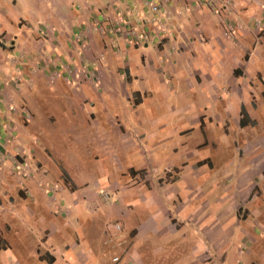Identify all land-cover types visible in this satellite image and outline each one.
Listing matches in <instances>:
<instances>
[{
  "label": "crops",
  "instance_id": "obj_1",
  "mask_svg": "<svg viewBox=\"0 0 264 264\" xmlns=\"http://www.w3.org/2000/svg\"><path fill=\"white\" fill-rule=\"evenodd\" d=\"M74 1L0 0V198L10 201L9 196H14L12 187L18 188L16 194L20 191V198L27 200L29 214L28 229H25L18 220L26 207L16 202L11 208H5L12 213L6 216L9 222L20 228V234L37 228L48 239L57 235L67 244L65 253L57 248L53 253L64 257V261L72 258V262L79 264H264V133L252 131L249 124L238 125L241 106L251 118L248 107L256 93L248 82L264 71L252 61L255 56L264 61V51H256L257 41L245 37L250 32V20L258 21V26L263 28L264 0L88 1V21L92 24L98 21L101 28L85 37L89 46L84 55L68 54L65 50L75 47L73 37L66 33V25L69 29L73 25L75 33L90 27L84 22V14L76 15ZM151 5L157 7L156 13L151 12ZM103 6L105 9H100ZM123 14L129 25L116 31L112 21L124 17ZM216 14L226 27H232L225 34L228 46L219 38L225 26L210 25L212 15ZM44 16L51 25L47 30L38 23ZM102 16L105 22L99 21ZM13 35V40H9ZM227 51L231 53L226 61L223 55ZM46 73L53 78L61 77L62 81H67L72 73L63 94L73 99L67 100L61 110H67L76 124L83 117L75 111L96 115L111 105L110 109L115 111L119 108L114 104L123 105L122 98L131 103L132 111L142 108L149 114L161 110L149 98L157 95L161 99L158 104L162 105L170 102L171 95L175 94L172 86L183 87L190 99L179 112H188L189 116L175 125L146 119L150 117L147 115L144 119H135L132 134L123 131L120 136V152L155 151L174 135L195 133L198 127L203 128L207 123L211 126L215 120L218 127L231 126L238 135L233 147H225L228 151L221 155L223 162L218 174L201 173L195 168L199 163V146L193 145L186 152V159L192 162L184 174L166 183L158 182L156 191L155 184L146 190L141 183L138 188L123 189L125 197L120 203L116 200L114 205H118L120 216L128 222L121 223V239L124 235L127 237L123 246L109 242L105 233L91 234L87 239L75 234L63 235L61 230L70 229L68 214L62 215L67 210L65 204L81 222L82 212L75 191L69 192L70 203L62 199L60 186L55 200L39 202L36 190L24 186L23 179L17 178L24 165L30 171H46L52 164L34 150L45 132L33 128L35 115L32 121L28 120V112L30 115L38 112L31 106L32 98L39 86L36 82H41ZM102 94L103 98L109 96L105 105L99 102ZM196 95L200 101L195 100ZM203 98H212L214 102L202 103ZM166 103L165 108L171 110ZM220 114L224 117L220 118ZM219 118L225 121L222 123ZM226 131L224 135H228ZM116 158L122 161L118 156L111 162ZM232 164L237 165L236 170H231ZM102 171V183L116 186L119 174L113 179ZM26 174L27 171H22L21 177ZM71 182L76 186L72 178ZM82 194L86 196V192ZM89 198L91 195L85 199L84 209H91ZM124 207L126 211L122 210ZM135 207L140 208L139 213L133 210ZM17 208L20 212L16 213ZM0 238L3 239L0 260L2 264H9L8 258L13 257L12 238L5 234ZM43 252L34 254L36 260H41L38 257ZM113 258L117 261L113 262ZM49 259L48 264L54 257Z\"/></svg>",
  "mask_w": 264,
  "mask_h": 264
},
{
  "label": "rangeland",
  "instance_id": "obj_2",
  "mask_svg": "<svg viewBox=\"0 0 264 264\" xmlns=\"http://www.w3.org/2000/svg\"><path fill=\"white\" fill-rule=\"evenodd\" d=\"M88 1L90 2L93 0L74 1L73 9L76 15L80 16L84 14L86 17L84 22L86 24H90V27L87 25L86 27L88 28L85 27V32H82V30L78 29L77 33H75L73 30V25L71 29L67 28V25L65 26V29L67 30L66 33L73 37V41L75 43V47H69L65 49L68 51V54L71 53L84 55L86 47L89 46L86 44L85 37L94 35L97 33L96 31L99 32L101 28V25L98 21L97 23L93 24L88 21L89 18L87 17L88 13L90 12V4ZM103 1L104 0H99V2ZM100 9H105V6L102 8L100 7ZM50 11L53 12L52 10ZM104 14L105 13L103 12L102 15ZM123 16L124 17L119 16L112 21L116 31H119L120 28H124L129 25L124 14ZM44 18L38 23L45 30H47L51 25L48 23L45 16ZM262 18H264V16H262ZM99 21H104L103 16ZM250 22L251 24L248 25L251 33L249 32V35L246 34L245 37L248 36V38H251L252 42L257 41L255 47L256 51H264V33L262 31L264 29V25L262 28L258 26V21L250 20ZM217 24H219L221 27L225 26L223 29H221L219 34L221 37L219 38L228 46L229 42L225 39V34L226 32H229L228 30L232 27L229 25L226 27L225 22L221 20V17L217 14L212 15L210 25L214 26ZM210 25L208 24V26ZM34 26L37 29V26ZM38 30L42 32L40 29ZM13 37L14 35L9 40H13ZM226 38H229V36ZM248 49L251 50V48ZM236 50L237 49H235V51ZM230 53L231 51H229V53L228 51L225 52L223 55V60L227 61ZM239 55L243 56L244 54L240 53ZM252 61L254 65H259L258 67L260 68L258 69H261L262 71L264 70V61L261 58L256 59L255 56ZM232 65L235 66L234 64ZM46 74V77H43L41 82H36V86H39L37 91L35 90V97L32 98L34 101L31 106L36 107L38 112L34 114L31 113V115L28 112L30 118H28V120L32 121L33 116L35 115L36 118L34 120L35 124L33 128L40 129L41 131L45 132L44 136L39 139V142H36V147L34 145V150L42 155V159H47V161L50 159L52 164H49L46 171H30L27 170V166L24 165L23 169L18 171L17 178L23 179L21 184H24V186L26 185L29 186L31 190H36L35 193L39 194V198L37 200L39 202L55 200L59 192L58 186H60L63 192L61 195L62 199L70 203L69 192H73V190L75 191V195L79 199L78 202L82 212L81 222L77 220L78 218L75 216L74 210L65 204L67 206H65L67 210L64 211L62 215L66 216L68 214L67 221L69 222L70 229L68 231L61 230L63 235L75 234L86 239L91 237V234L94 236L95 233L98 236L103 233H105L107 236H111L114 233V225H118L120 228L121 238H123V227L121 223L127 225L128 222L126 223L125 218L120 216L118 205L114 206L116 205V200L119 199L118 201L120 203V201H122V199L125 197L123 189L128 186L130 188H138L137 186L141 183V185L144 186V189L147 190L149 187L153 186L154 184L156 185L158 182L166 183L168 179H173L177 175L179 176L180 174H184L185 168L188 167L192 162V160L188 161V159H186V152L191 147H193V145L199 146V148H197L199 163L197 162L195 164V168L201 173H207L211 175L218 174V172L221 170L219 167L222 168L221 164L223 162L221 160V155H226L228 151V149L225 147H233L234 139L236 135H238L234 132V129L231 126L218 127L215 120V123L214 121L211 122L212 127L208 126L207 123L203 128L198 127L195 129V133L190 134V132H187L184 135H174L171 140L159 145V148H157L155 151L146 152L143 150L141 153H125L124 151L120 152L119 150L121 145L118 143L119 139L121 138L120 136L123 134V131L130 135L132 134V128L135 119H144V117L147 115L150 117L146 119L154 118L155 120H159L161 122L167 121L171 125H175L177 121L181 120L182 118L186 119V117L189 116L190 113L188 112H179V109L183 107L182 105H184L186 100L190 99L185 93L183 87L180 86L179 89L177 86H172L175 94L171 95L170 102H163L164 104L166 103L167 106L171 108V110L165 108L164 104H158L161 99L157 95H153L149 99H151L152 103L156 104V109L161 108V110H156L155 112H150L149 114L143 112L142 108L137 111L130 110L129 104L131 105V103L122 98L121 100L123 105H120L119 107L117 103H115L114 106L119 108L115 111L110 109V107L112 108V105L105 107L106 110L104 112L98 113L96 115H94L95 112L87 113L84 111H75V114H79V116L83 117L82 120H79L76 124L75 119L73 120L72 115L69 114L67 110H61L66 107L67 100L73 99L71 96H65L63 94L64 90L68 89L67 81L72 76V73L69 75L70 77H67V81L60 80L61 77L57 78L54 76L53 78V75H49V73ZM237 76L238 75L235 74V77ZM248 83H250L253 92L256 93V95L252 96V101L248 107L249 111L251 112L250 119L253 123L249 126L251 127L252 131H256L258 134L264 133V71L260 76L257 77V79L253 78ZM36 86L33 87V85L31 86L30 84V87L32 88H35ZM166 86L168 88L170 87L167 84ZM52 91L58 92L57 94L60 96L57 94H52ZM168 91L169 90H167V93H170ZM99 92L100 91H96V93ZM130 99L132 98L130 97ZM108 100L109 96L106 95L103 98L102 94V99L99 102H101V105H105L106 101ZM195 100L200 101L201 99L198 95H196ZM96 102L89 103L95 104ZM213 102L214 99L212 98L202 99V103L210 104ZM89 103L87 105L92 107V105ZM202 107L206 108L204 105ZM122 108L126 110L121 111ZM163 108L165 109L163 110ZM136 116L139 118H136ZM206 117L210 116L206 115ZM211 117L214 118V116ZM221 117L224 116L220 114V118ZM220 118L219 121L223 123L225 120H220ZM82 122H84V124ZM179 124L183 123L181 122ZM174 128L175 126L173 127V130H175ZM225 131L228 133V135L223 134ZM8 137L9 133L6 138ZM245 149L246 148L242 149V151ZM240 151L241 150H239V152ZM117 152H120V154ZM118 156L122 158V161L116 158L114 159L116 163L115 161L111 162L112 158ZM77 157L80 160L77 159ZM206 158L210 159L209 162H202ZM112 163L114 164L112 165ZM14 165H16V163H14ZM191 166H193V164ZM236 168V164L231 165V170H236ZM102 169L107 172L109 178L116 179L119 174L117 177L119 181L116 186H107L102 183V178L104 177V171H102ZM129 169H132L135 173L129 172ZM22 171L24 173L27 171L25 178L21 177ZM71 178L75 181L76 186L72 184ZM157 185L153 187L154 191L157 190ZM19 187L22 186L19 185ZM0 188H2L1 183ZM17 190L18 188L12 187L11 194L14 196H9V199L11 198L10 201H5V199L0 198V217L3 218L0 221V235L5 234L6 236L11 237L13 241V245L10 242V246L12 245L11 248L13 257L8 258L9 264H48L47 261L50 260V256L54 257V260H52L49 264H79L78 262H72V258L67 260L65 258L66 261H64V257L53 253V250L56 248L65 253L64 249L67 243H65L63 240H59L57 235H51L48 239L47 235L37 228H33L32 230H23V232L20 234V228H18L16 224L9 222V217L6 216H10L12 213L6 211L5 208H11L16 202L18 205L24 204L26 209H22L24 214L20 215L21 220H18V222L23 223L22 226L25 229H28L29 224L26 219V217H29L27 208L28 204L26 202L27 200L25 198L18 197L16 194ZM83 191L86 192V196L82 194ZM100 193H105L108 195L110 199L109 203L105 205L99 203L98 200ZM90 195L91 198H89V202L92 205L91 209H88L87 207L84 209L86 204L85 199L87 200V196ZM84 201L85 204H83ZM147 204H149V201ZM113 208L117 209L113 211ZM137 209L140 208H133L135 212L138 211L139 213V210ZM18 210L19 209L17 208L16 213L20 212ZM122 210L126 211L125 207L122 208ZM138 217L136 215V219H138ZM36 221L37 219L35 222ZM38 224L36 223V225ZM67 239L71 241L70 238ZM126 241L127 237L124 235V239L119 240L118 246H123ZM19 246L22 248L19 249ZM0 248H3L2 238H0ZM41 251L44 252L38 257L41 259L38 261L36 260V256H34V254L37 255ZM45 251L49 252L48 255L45 254ZM0 264H2L1 260Z\"/></svg>",
  "mask_w": 264,
  "mask_h": 264
},
{
  "label": "built area",
  "instance_id": "obj_3",
  "mask_svg": "<svg viewBox=\"0 0 264 264\" xmlns=\"http://www.w3.org/2000/svg\"><path fill=\"white\" fill-rule=\"evenodd\" d=\"M151 12L156 13L157 12V7L155 5H151L150 7ZM120 21V19H119ZM228 31H231V29H229ZM109 197L107 194L105 193H100V197H99V203L102 205H105L107 203H109ZM109 237V242H116L118 245L119 240H121V233H120V228L118 225H114V233ZM113 262L117 261V258H113L112 259Z\"/></svg>",
  "mask_w": 264,
  "mask_h": 264
},
{
  "label": "trees",
  "instance_id": "obj_4",
  "mask_svg": "<svg viewBox=\"0 0 264 264\" xmlns=\"http://www.w3.org/2000/svg\"><path fill=\"white\" fill-rule=\"evenodd\" d=\"M239 116H240V118H239V121H238V125H239V127H244V126H246L247 124H249V125H252L253 123H252V121L248 118V116H247V114H246V111L244 110V108L241 106L240 107V110H239ZM129 172H132V173H135V172H133L132 170H130L129 169ZM26 176H23V178H25ZM17 195H18V197H20L21 196V192L20 191H18L17 192ZM21 198H23V197H21ZM51 260V259H50ZM49 260V261H50Z\"/></svg>",
  "mask_w": 264,
  "mask_h": 264
}]
</instances>
